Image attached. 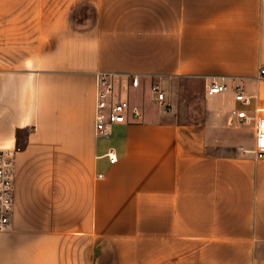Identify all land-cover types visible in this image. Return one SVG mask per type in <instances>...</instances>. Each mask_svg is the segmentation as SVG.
Returning a JSON list of instances; mask_svg holds the SVG:
<instances>
[{"label": "crops", "instance_id": "crops-1", "mask_svg": "<svg viewBox=\"0 0 264 264\" xmlns=\"http://www.w3.org/2000/svg\"><path fill=\"white\" fill-rule=\"evenodd\" d=\"M261 68L264 0H0V264H264ZM98 72L160 76L171 109L97 135Z\"/></svg>", "mask_w": 264, "mask_h": 264}, {"label": "built area", "instance_id": "built-area-1", "mask_svg": "<svg viewBox=\"0 0 264 264\" xmlns=\"http://www.w3.org/2000/svg\"><path fill=\"white\" fill-rule=\"evenodd\" d=\"M260 74L264 75V68H261ZM141 83L140 74H119L114 72L97 73V92H96V111H95V130L97 135L109 137L112 126L125 123L132 118L140 120L144 116L143 108L133 103L130 98L131 89H138ZM227 89V85L222 80L213 79L207 85V93L214 95ZM151 98L157 102L165 111L171 109V103L162 88L160 76H154L150 86ZM235 100L242 105L250 103V97L246 96L240 86L235 88ZM232 116L245 121L248 115L245 110L233 108ZM20 147L14 149H0V231L12 229V218L15 210V182L16 153ZM258 158L264 159V152L255 151ZM106 156L110 163L117 161V156L113 150Z\"/></svg>", "mask_w": 264, "mask_h": 264}, {"label": "rangeland", "instance_id": "rangeland-1", "mask_svg": "<svg viewBox=\"0 0 264 264\" xmlns=\"http://www.w3.org/2000/svg\"><path fill=\"white\" fill-rule=\"evenodd\" d=\"M130 98L135 100H144L146 101L147 103L151 102L153 103L152 99H151V91H150V88L148 90V92L146 94H141V93H137L134 89H131L130 91Z\"/></svg>", "mask_w": 264, "mask_h": 264}]
</instances>
